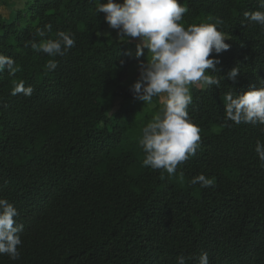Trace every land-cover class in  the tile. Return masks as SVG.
<instances>
[{
  "label": "trees",
  "instance_id": "16d2710c",
  "mask_svg": "<svg viewBox=\"0 0 264 264\" xmlns=\"http://www.w3.org/2000/svg\"><path fill=\"white\" fill-rule=\"evenodd\" d=\"M153 14L150 55L101 34L115 0L0 15V264H264V0ZM186 43L204 88L169 65L148 91L126 84ZM164 84L181 100L156 117Z\"/></svg>",
  "mask_w": 264,
  "mask_h": 264
},
{
  "label": "rangeland",
  "instance_id": "374dc122",
  "mask_svg": "<svg viewBox=\"0 0 264 264\" xmlns=\"http://www.w3.org/2000/svg\"><path fill=\"white\" fill-rule=\"evenodd\" d=\"M23 0H0V15L8 18L11 7L20 6ZM159 7V0H115V8L119 23H110L105 26L101 34L113 39L130 38L134 46L130 48V53L136 52L145 43L151 44L148 54H160V44L155 41L157 34L149 35L148 28L160 29L161 23L154 16V10ZM141 23L133 24L137 20ZM154 37V40L151 38ZM190 43H186L174 54L168 57H161L158 67L153 71L154 78L147 76L136 65L129 72L126 84L129 87L139 85L140 91H148L150 85L164 72L166 65H169V76L183 89H187L189 82L199 88H204L205 81L198 75L202 72V66L195 64L189 54ZM137 76V78H136ZM148 103L145 105L147 111H154V116L158 117L164 111V105L169 100L180 101L181 95L176 87L164 84L157 94H149ZM120 100L116 101V105Z\"/></svg>",
  "mask_w": 264,
  "mask_h": 264
}]
</instances>
